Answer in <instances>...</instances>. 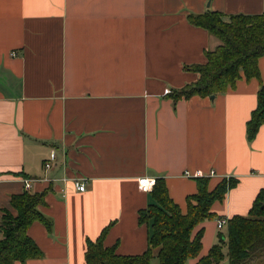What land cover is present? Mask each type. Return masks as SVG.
<instances>
[{
  "label": "crops",
  "instance_id": "1",
  "mask_svg": "<svg viewBox=\"0 0 264 264\" xmlns=\"http://www.w3.org/2000/svg\"><path fill=\"white\" fill-rule=\"evenodd\" d=\"M207 11L261 14L264 0H0V219L24 179L52 180L33 185L47 191L40 210L53 229L33 223L28 235L43 256L24 264H87L86 241L110 224L105 247L144 253L149 232L138 213L152 198L141 177L164 178L183 213L197 192L186 172L214 171L210 189L238 180L213 205L216 218L194 229L204 230L203 247L187 264L227 235L218 220L248 215L264 189V125L246 135L264 56L260 78L215 99L170 97L199 79L189 67L220 43L188 20ZM77 177L88 179L85 192L75 190ZM224 253L221 264H230Z\"/></svg>",
  "mask_w": 264,
  "mask_h": 264
},
{
  "label": "trees",
  "instance_id": "2",
  "mask_svg": "<svg viewBox=\"0 0 264 264\" xmlns=\"http://www.w3.org/2000/svg\"><path fill=\"white\" fill-rule=\"evenodd\" d=\"M192 25L208 30L219 39L218 47L205 52L204 64L189 68L199 74L190 85L175 90L170 97L174 101L190 100L226 93L234 89L242 78L246 81L260 78L259 60L264 56V13L225 15L220 11L189 14ZM264 125V82L257 92V105L246 123L247 140H253ZM211 177L197 178V192L186 199L187 211L182 212L170 197L165 179H156L150 192L152 202L138 213L139 223L148 226V249L142 254L120 255L117 246H106L104 240L112 224L106 226L97 239L86 241L87 264H187L202 251L204 230L194 233L201 223L216 218L212 208L222 202L226 194L237 186L236 179L224 178L210 189ZM47 191H26L13 195L10 208H5L0 223V264L26 263L41 258L42 250L28 235L29 228L39 221L48 231L53 221L46 217L40 207L45 204ZM247 216L229 219L227 235L220 233L219 242L208 255L196 264H221L225 246L230 264H253L264 259V189L254 199ZM226 237V240H225Z\"/></svg>",
  "mask_w": 264,
  "mask_h": 264
},
{
  "label": "built area",
  "instance_id": "3",
  "mask_svg": "<svg viewBox=\"0 0 264 264\" xmlns=\"http://www.w3.org/2000/svg\"><path fill=\"white\" fill-rule=\"evenodd\" d=\"M13 54H15V52H13ZM170 93H171V91L169 89H167L165 92V94H170ZM54 160H55V154H53L51 156L50 160L45 161V164H44V170L45 171L54 167ZM214 175H215L214 171H210V173H204L201 170H198L192 174L190 172H186L184 174V176L187 178H192V177H194V178H207V177H212ZM46 180L52 181L48 177H46L44 179H34V178L28 179V178H26L23 180L24 188L26 191H32L33 185L35 182L46 181ZM64 180H67V179L64 178ZM53 181H55V180H53ZM73 182H74L75 190H78L80 192L86 191V185H87L88 179L82 178V177H77L73 180ZM155 183H156V178L150 177V176L141 177L138 179V186L145 193L151 192L154 189L153 187H154ZM228 221H229V219H227V218H223V219L218 220L217 221V229L220 231H223V229L227 227Z\"/></svg>",
  "mask_w": 264,
  "mask_h": 264
},
{
  "label": "rangeland",
  "instance_id": "4",
  "mask_svg": "<svg viewBox=\"0 0 264 264\" xmlns=\"http://www.w3.org/2000/svg\"><path fill=\"white\" fill-rule=\"evenodd\" d=\"M224 231L226 232V230H224ZM151 261H152V264H159V261L157 260V258H154ZM253 264H264V259L260 260V261H257V262H254Z\"/></svg>",
  "mask_w": 264,
  "mask_h": 264
},
{
  "label": "water",
  "instance_id": "5",
  "mask_svg": "<svg viewBox=\"0 0 264 264\" xmlns=\"http://www.w3.org/2000/svg\"><path fill=\"white\" fill-rule=\"evenodd\" d=\"M210 98L215 99V98H214V95H211Z\"/></svg>",
  "mask_w": 264,
  "mask_h": 264
}]
</instances>
